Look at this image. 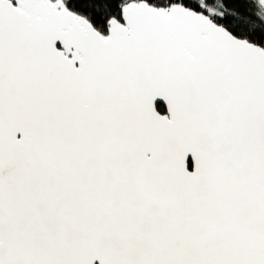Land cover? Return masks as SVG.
<instances>
[{
    "label": "snow or ice",
    "instance_id": "snow-or-ice-1",
    "mask_svg": "<svg viewBox=\"0 0 264 264\" xmlns=\"http://www.w3.org/2000/svg\"><path fill=\"white\" fill-rule=\"evenodd\" d=\"M0 264H264V0H0Z\"/></svg>",
    "mask_w": 264,
    "mask_h": 264
}]
</instances>
